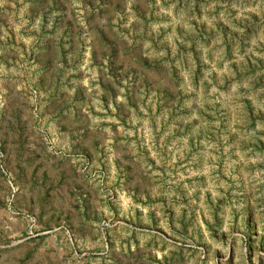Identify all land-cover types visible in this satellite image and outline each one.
Here are the masks:
<instances>
[{
  "label": "rangeland",
  "instance_id": "1",
  "mask_svg": "<svg viewBox=\"0 0 264 264\" xmlns=\"http://www.w3.org/2000/svg\"><path fill=\"white\" fill-rule=\"evenodd\" d=\"M0 264H264V0H0Z\"/></svg>",
  "mask_w": 264,
  "mask_h": 264
}]
</instances>
